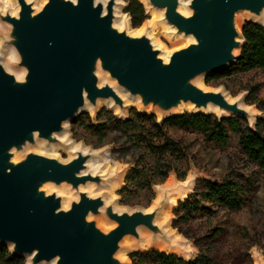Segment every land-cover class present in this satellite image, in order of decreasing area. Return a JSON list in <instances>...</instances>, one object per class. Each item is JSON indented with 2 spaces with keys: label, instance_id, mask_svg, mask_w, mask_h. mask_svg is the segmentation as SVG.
<instances>
[{
  "label": "water",
  "instance_id": "1",
  "mask_svg": "<svg viewBox=\"0 0 264 264\" xmlns=\"http://www.w3.org/2000/svg\"><path fill=\"white\" fill-rule=\"evenodd\" d=\"M186 1L188 15L180 11L181 0H148L176 36L190 39L168 61L148 34L131 35L115 26L116 0H46L38 8L37 0H16L17 12L0 13L8 27L0 38V245L13 256L30 264H119L126 238L139 242L140 230H146L156 248L157 238L166 236L156 224L162 202L151 210L117 211L85 191L107 183L100 170L89 168L95 151L73 150L66 163L34 152L20 157L41 142L62 144L59 136L87 107L96 113L107 103L125 119L124 94L137 101L140 112L161 121L187 106L192 111L186 113L195 115H212L215 107L220 120L255 125L257 116L242 99L230 101L224 91L197 82L237 61L245 39L236 17L244 13L263 26L264 0ZM5 47L17 56L19 76L2 65ZM60 187L78 198L66 206L54 190ZM94 217L113 227L104 232Z\"/></svg>",
  "mask_w": 264,
  "mask_h": 264
},
{
  "label": "rangeland",
  "instance_id": "2",
  "mask_svg": "<svg viewBox=\"0 0 264 264\" xmlns=\"http://www.w3.org/2000/svg\"><path fill=\"white\" fill-rule=\"evenodd\" d=\"M7 1L15 3V10ZM116 2V22L126 17L129 21L128 33L136 35V30L139 28H133L131 17L125 12L127 1L116 0ZM35 5L36 8L40 7L37 4ZM17 10L16 0H0L1 14L7 11L15 13ZM146 12L148 20L143 25L151 23L150 21L155 17L147 10ZM247 22H252V18L247 14L240 13L237 15L236 25L239 32L242 31ZM153 25V29L148 28V36L155 48L162 51L163 56L164 50L173 53L190 43V39L176 36L172 28H170V31L167 30L166 26L158 22L157 19ZM7 30V25L0 20V38L6 36ZM1 55L4 68L8 72L19 76L22 70L15 65L17 56L14 50L5 47L1 51ZM201 84L206 90H222L233 100L242 99L243 107L253 116H257V120L262 116L259 105H264V71L257 70L226 79L220 85H207L205 79H202ZM127 105L126 117L129 115V110L135 107L128 103ZM135 108L138 110L137 107ZM107 112L114 116L117 114V111L114 112L110 106L100 104L96 113L88 112L81 115L85 116L87 114L95 122L98 114H106ZM155 116L158 122H161V118L158 115ZM247 122L250 125V121ZM175 135L190 148L192 159L189 166H178L180 172L187 170L186 179L183 181L178 180L177 175L172 172L164 183L154 188L153 194L140 191L138 196L134 198L137 202V205L134 206L123 204L119 195V191L124 185V178L132 165L118 159V154L114 151L117 145L110 141L115 135L103 140L99 136L90 135L80 129V140H78L73 136L71 125H67L65 132L59 136V139L63 141L62 144L41 142L39 146L28 148L20 157L25 153L34 152L66 163L74 156L72 146L95 151V157L91 163L97 162L100 164L99 170L104 174L107 183L96 190L95 188L89 189V186L84 188L85 191L91 193L92 196H102L107 203L113 204L117 211H131L136 208L151 210L155 200L162 202L163 208L156 224L163 229L166 236L164 239L157 238V244L163 247L160 251L177 254L184 259L194 258L198 254V250L194 247L192 241L181 235L179 230L173 227L176 219L173 211L180 201H184L182 198L193 194L197 183L201 180H223L229 176H239L242 179L251 177L254 187L249 196V202L243 210L236 213L219 212L212 220L195 218L187 225H181V228L182 230H188L193 236H204L212 230V227L219 226L224 229V234L220 236L218 242L226 261H230V264H256V261L261 259L264 261V171L259 170L255 164L250 163L242 154L238 136L232 135L228 147H219L215 144L206 143L198 135L183 132H177ZM102 140L106 144L102 147H96L95 145L102 142ZM54 190L62 195L66 206L78 198L77 194L69 187L54 188ZM91 220H95L98 227L104 232L113 227V224L106 218L94 217ZM139 235L141 238L139 242L134 238H126L122 242L121 251L117 256L119 264H131L129 255L133 252L159 250L151 247V234L148 231L140 230ZM25 262V264H30L28 259Z\"/></svg>",
  "mask_w": 264,
  "mask_h": 264
},
{
  "label": "trees",
  "instance_id": "3",
  "mask_svg": "<svg viewBox=\"0 0 264 264\" xmlns=\"http://www.w3.org/2000/svg\"><path fill=\"white\" fill-rule=\"evenodd\" d=\"M125 12L131 17L133 28H140L148 14L139 0H126ZM245 45L237 61L228 69L208 76L207 85H220L224 80L253 71H264V26L247 22L242 28ZM249 101V100H248ZM262 116L254 127L240 118L227 117L220 120L216 115H195L185 113L158 122L155 115L145 114L135 107L129 110L125 119H119L110 112L98 114L95 122L89 116L80 115L71 124L74 138L80 140L79 130L99 138H111L118 159L132 165L119 191L121 202L137 205L134 200L140 191L153 194L157 185L164 183L174 172L178 180H185L187 170L180 172L178 166L188 167L192 159L189 146L176 137L177 132L198 135L208 144L228 147L232 135L239 137L240 150L247 160L264 171V105H259ZM102 140L96 147L106 143ZM130 157V158H128ZM254 182L251 177L242 179L229 176L223 180H201L190 196L180 201L173 213L176 217L173 227L193 242L198 254L184 259L177 254L160 250L133 252L129 255L131 264H230L223 258L219 238L224 229L219 226L204 236H193L181 225H187L195 218L212 220L219 212L236 213L249 202ZM25 260L13 256L9 248L0 245V264H25Z\"/></svg>",
  "mask_w": 264,
  "mask_h": 264
},
{
  "label": "bare ground",
  "instance_id": "4",
  "mask_svg": "<svg viewBox=\"0 0 264 264\" xmlns=\"http://www.w3.org/2000/svg\"><path fill=\"white\" fill-rule=\"evenodd\" d=\"M143 5L144 7L146 8V10L148 12H150V14H154L155 17L153 18V20H151L150 22L151 23H147V25H142L139 29L136 30V34L137 35H143V34H148V28L150 27L151 29H153V24L156 22V19L158 22H160L161 24L165 25L166 26V29L170 31V26L168 27V25L166 24V22L164 21L163 19V12L161 11H155L151 8V6L149 5L148 3V0H139ZM189 2V1H188ZM188 2L185 0H181V5H180V11L184 14V15H188V10H187V5H188ZM7 3H9V5H11L13 7V9L15 10V3L13 1H7ZM44 3V0H37V5L38 6H42ZM253 21H255V19H252ZM153 23V24H152ZM263 26H264V20L262 22ZM115 26L119 29H127L129 28V21L126 17L122 18L121 20H119L118 22L115 23ZM171 55L170 52L164 50V56H163V59L165 61H168L169 59V56ZM201 81L202 80H199L197 82L198 85H202L201 84ZM123 96L125 97L127 103L129 105H132V106H135L138 108V110L140 109V106L139 104L137 103V101H133L131 100L130 98H128L126 95L123 94ZM230 101H233V99L229 98ZM243 103V102H242ZM101 104H106L108 106H110V104H107V103H101ZM87 111L89 112H92V110L87 107L86 109ZM114 112H116V110L114 109L113 110ZM191 106H187V107H184L182 108L180 111L177 112L178 115H181L182 113H186V112H191ZM210 114H214V115H218V111H217V108L215 107H211L210 109ZM225 116H228V115H225ZM80 147L79 146H72V150L76 151L78 150ZM89 168L90 170L94 173V172H97L100 168V164H98L97 162H93V163H90L89 164ZM91 191V190H90ZM186 197V196H185ZM185 197L182 198V200H185ZM187 198V197H186ZM156 202V200L154 201ZM153 206V205H152ZM152 206H151V209H152ZM156 248H158L159 250L161 248H163L162 246H160L159 244L156 246ZM256 264H264V261L263 259L259 260V261H256Z\"/></svg>",
  "mask_w": 264,
  "mask_h": 264
},
{
  "label": "clouds",
  "instance_id": "5",
  "mask_svg": "<svg viewBox=\"0 0 264 264\" xmlns=\"http://www.w3.org/2000/svg\"><path fill=\"white\" fill-rule=\"evenodd\" d=\"M73 3H75V0H72Z\"/></svg>",
  "mask_w": 264,
  "mask_h": 264
}]
</instances>
